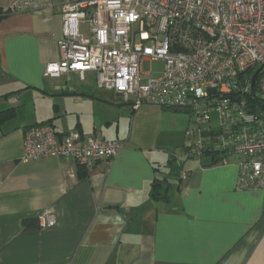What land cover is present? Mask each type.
<instances>
[{
  "label": "crops",
  "instance_id": "obj_1",
  "mask_svg": "<svg viewBox=\"0 0 264 264\" xmlns=\"http://www.w3.org/2000/svg\"><path fill=\"white\" fill-rule=\"evenodd\" d=\"M15 1L0 0V111H16L0 123V264H264V189L238 187L241 157L170 169L163 151L185 138L187 111L133 109L93 72L46 77L61 59L64 0L4 13ZM47 122L124 147L90 168L26 159V130ZM157 168L169 181L163 199L152 196ZM45 212L55 226H43Z\"/></svg>",
  "mask_w": 264,
  "mask_h": 264
},
{
  "label": "built area",
  "instance_id": "obj_2",
  "mask_svg": "<svg viewBox=\"0 0 264 264\" xmlns=\"http://www.w3.org/2000/svg\"><path fill=\"white\" fill-rule=\"evenodd\" d=\"M53 5L16 0L3 12ZM61 17V59L47 64L46 77L93 72L100 88L133 109L188 110L185 137L194 142L186 159L216 153L223 164L238 155V187L264 189V0H64ZM147 60L164 62L158 76L143 71ZM123 147L77 129L59 134L48 122L29 127L24 139L26 159L71 158L87 168ZM50 213L40 218L44 227L56 224Z\"/></svg>",
  "mask_w": 264,
  "mask_h": 264
},
{
  "label": "trees",
  "instance_id": "obj_3",
  "mask_svg": "<svg viewBox=\"0 0 264 264\" xmlns=\"http://www.w3.org/2000/svg\"><path fill=\"white\" fill-rule=\"evenodd\" d=\"M167 109H171V110H176V111H187L189 112L188 110L186 109H181V108H167ZM16 115V111L14 108H9V109H6V110H3V111H0V123H3L5 122L6 120H9V119H12L14 118ZM190 123H191V120H190ZM190 126V125H189ZM187 148V146H185V149ZM208 148H205V151L207 152ZM208 154V153H206ZM210 156V155H209ZM208 155L206 156L208 159H209V165H214V164H217L220 160H223L224 156L222 155H217L215 153V155H212L211 157H209ZM177 160V156L176 155H172L171 158H169L168 160V167L170 169H174L175 165L177 164L176 162ZM188 160V159H186ZM203 158H201V162H203ZM176 162V163H175ZM175 163V164H174ZM183 162H179V166L182 165ZM157 176L155 177V180L153 181V184H152V196L154 198H157V199H163V198H166L165 196V192H166V188L167 186L169 185V181H168V177H166L165 175V172H163L162 170H160L159 168H157ZM172 171V170H171ZM164 174L163 176H160V174ZM188 175H189V171H187ZM159 174V175H158ZM81 175H85V173L83 172V170H81ZM180 176H181V173H180ZM35 228L37 227L36 225V221H27L26 222V228L27 229H30V228Z\"/></svg>",
  "mask_w": 264,
  "mask_h": 264
},
{
  "label": "rangeland",
  "instance_id": "obj_4",
  "mask_svg": "<svg viewBox=\"0 0 264 264\" xmlns=\"http://www.w3.org/2000/svg\"><path fill=\"white\" fill-rule=\"evenodd\" d=\"M81 30L84 33H87V31H88L86 25L81 26ZM163 68H164V62L160 61V60L159 61L147 60V61L143 62V71L145 73H149V76H150V74H152V76H158L162 72ZM185 115L187 116V118H189V120L192 119V117H191L189 112H186ZM211 119H212V126L213 127H218V125H219V123H218V115H217V113L215 111H213L211 113ZM185 138L181 142H179V144L172 143L170 146L165 147L166 150H164L163 152H164V155H165L166 159H168L169 156H171V155H176L177 156V160L176 161L185 162V163L188 162V160H186V149H185V146L188 145L189 143H193L194 142V138H189V139H187V138L185 139ZM206 158H207L206 156H203V159H206ZM175 167L178 170L179 165L176 164Z\"/></svg>",
  "mask_w": 264,
  "mask_h": 264
},
{
  "label": "water",
  "instance_id": "obj_5",
  "mask_svg": "<svg viewBox=\"0 0 264 264\" xmlns=\"http://www.w3.org/2000/svg\"><path fill=\"white\" fill-rule=\"evenodd\" d=\"M117 100L121 101V97L119 95H117Z\"/></svg>",
  "mask_w": 264,
  "mask_h": 264
}]
</instances>
